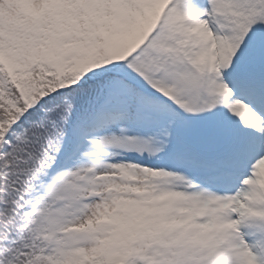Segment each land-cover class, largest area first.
Here are the masks:
<instances>
[{"label": "snow or ice", "instance_id": "snow-or-ice-1", "mask_svg": "<svg viewBox=\"0 0 264 264\" xmlns=\"http://www.w3.org/2000/svg\"><path fill=\"white\" fill-rule=\"evenodd\" d=\"M0 264H264V0H0Z\"/></svg>", "mask_w": 264, "mask_h": 264}]
</instances>
